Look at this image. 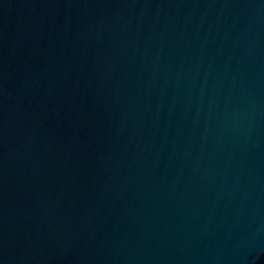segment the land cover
Segmentation results:
<instances>
[{
	"label": "water",
	"instance_id": "water-1",
	"mask_svg": "<svg viewBox=\"0 0 264 264\" xmlns=\"http://www.w3.org/2000/svg\"><path fill=\"white\" fill-rule=\"evenodd\" d=\"M0 264H264V0H0Z\"/></svg>",
	"mask_w": 264,
	"mask_h": 264
}]
</instances>
